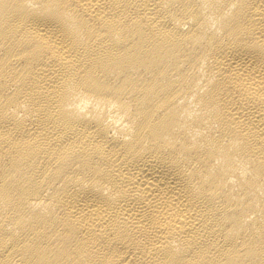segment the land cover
Instances as JSON below:
<instances>
[{
  "label": "bare ground",
  "instance_id": "1",
  "mask_svg": "<svg viewBox=\"0 0 264 264\" xmlns=\"http://www.w3.org/2000/svg\"><path fill=\"white\" fill-rule=\"evenodd\" d=\"M0 264H264V0H0Z\"/></svg>",
  "mask_w": 264,
  "mask_h": 264
}]
</instances>
